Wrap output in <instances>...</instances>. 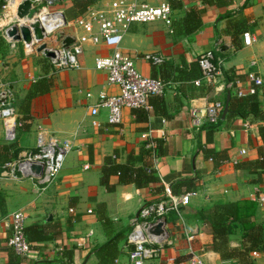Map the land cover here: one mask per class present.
I'll return each instance as SVG.
<instances>
[{"label":"crops","instance_id":"crops-1","mask_svg":"<svg viewBox=\"0 0 264 264\" xmlns=\"http://www.w3.org/2000/svg\"><path fill=\"white\" fill-rule=\"evenodd\" d=\"M93 1L92 6L108 8L112 0ZM181 1V7L173 6L171 25L162 20L134 23L124 34L122 48L135 59L140 71L169 84L163 95L151 98L153 106L148 112L124 108L120 125L108 122L106 108H100L97 115L91 112L102 90L119 93L118 85L108 84V72L95 66V58L110 54V47L87 39L81 66L59 70L43 52L29 53L23 41L11 49L0 34V83L12 88L18 112L13 138L0 120V144L13 145L19 153L52 135L72 144L62 171L44 192H36L30 179L1 182L0 264L9 261L12 248L7 243L10 231L6 219L17 209L26 211L27 226L41 231L35 235L31 232L32 251L20 257L22 264H100L98 251L111 237L118 238L120 250L113 264H130L128 234L132 221L144 204L164 197L167 185L179 191L175 193L178 195L189 192L187 186H191L193 195L190 203L167 216L174 244L164 250L165 256L187 259L188 236L195 233L194 247L210 264H264V242L251 250L247 237L262 228L260 240L264 241V205L252 199L257 189L264 188V141L260 133L264 118L259 112L264 109V87L249 100L227 88L232 78H240L247 88L249 71L264 75V0ZM2 3L0 0V11ZM73 7L74 0H59L53 6L69 20L75 19L68 16ZM191 9L199 13L200 26L190 34H179L174 24ZM67 28L53 36L55 44L63 41L62 34L74 40L86 35L80 27ZM245 31L256 37L251 45L244 43ZM208 49L224 61V73L215 83L203 79L198 64V57ZM151 51L164 55L166 61L151 64L143 58ZM42 78L51 81L49 90L28 102L29 90ZM198 79L199 84L195 82ZM215 100L223 101L224 107L229 102L226 117L221 116L214 131L208 129L205 116V126L197 127L194 112L205 115L208 104ZM231 103L245 116L231 113ZM24 116L29 124L20 129ZM95 119L100 126L94 125ZM143 133L154 147L160 144L159 156L152 161L144 151L148 141ZM205 148L215 149L219 157L208 158ZM108 157L123 164L132 159L137 166L152 162L160 181L138 187L135 183L120 184L119 177L114 176L111 181L118 184L109 191L102 182ZM226 202L238 203L241 215L240 220H234L225 245L242 253L225 260L214 249L213 228L201 219L200 211Z\"/></svg>","mask_w":264,"mask_h":264},{"label":"built area","instance_id":"built-area-1","mask_svg":"<svg viewBox=\"0 0 264 264\" xmlns=\"http://www.w3.org/2000/svg\"><path fill=\"white\" fill-rule=\"evenodd\" d=\"M24 1L26 0H4L2 3L0 34L7 39L11 49H16L20 41L9 36V29L15 24L25 25L34 21L18 17V8ZM30 1L38 10L37 18L42 10H46L49 14L57 13L54 16L55 28L49 33L46 32L47 39H45L49 49L55 53L54 57H50V61L56 69L79 68L81 66L80 57L85 50L84 41L87 39L93 43H104L112 49L110 54L97 56L95 66L99 70L108 72V84L118 85L119 93L109 94L106 90H102L99 93L98 101L91 109L94 115L99 113L100 108H106L109 111L108 122L120 125L123 121L124 108L149 109L151 107L149 99L154 95L165 93L169 82L160 77L143 74L135 59L124 52L122 42L124 34L134 23L162 20L171 25L174 14L172 0H112L108 8L91 5L83 14L73 20L67 19L62 10H50L59 0ZM3 20L5 24L2 23ZM69 25L82 28L86 35L76 38L69 46H65L63 41L58 44L53 43L54 39L48 41ZM65 37L66 35L62 34L63 40ZM243 39L246 45H251L256 37L251 31H245ZM22 41L29 53L36 52L40 45V42L36 40L31 43ZM143 58L153 65H162L166 61L164 55L155 51L146 52ZM198 63L203 79L209 83L217 82L224 73V61L217 57L213 49L201 53ZM247 81L249 86L246 88L240 78H232L228 80L227 88L235 91L241 97L255 94L258 89L264 87V75L257 71H249ZM195 82L199 84L201 79ZM223 109V101H212L208 104L205 115H201L199 111L194 112L193 122L197 127H201L204 124L202 116H205L207 123L215 124L220 120ZM17 113L12 88L7 83H0V120L4 123L6 133L11 136L10 138L14 137L18 125ZM94 125L100 126L101 124L95 119ZM142 137L148 141V147L154 146L148 140L147 133H143ZM71 149V142L57 136L41 138L36 147L22 150L17 157L0 165V184L7 179L16 181L30 179L33 181L36 192L42 193L56 181ZM245 152L246 150H243V153ZM39 166H42L43 169L40 170ZM192 195L191 191L175 194L167 185L163 198L147 202L140 208L138 216L132 221V228L128 234L130 264H148L155 260H158L159 264H210L194 247L195 233L188 236L189 255L187 259L180 260L174 256L164 255V250L174 244L167 216L172 212H178L181 206L190 203ZM252 199L260 205H264V188L257 189ZM160 223H163L161 230L156 231L155 229ZM6 226L10 231L7 240L9 246L13 247L20 257H27L32 251V243L27 237L26 211L23 209L13 211L6 219ZM236 264L247 263L239 261Z\"/></svg>","mask_w":264,"mask_h":264},{"label":"trees","instance_id":"trees-1","mask_svg":"<svg viewBox=\"0 0 264 264\" xmlns=\"http://www.w3.org/2000/svg\"><path fill=\"white\" fill-rule=\"evenodd\" d=\"M4 1V0H1ZM205 1H212V0H204ZM94 3L93 0H74V7L69 11L68 16L70 18H76L79 15L83 14L88 7ZM172 5L174 7H181L182 1L181 0H172ZM176 26L177 32L179 34H190L191 32H194L199 26H200V20H199V13L196 9H191L187 16L183 18L182 20H178L174 24ZM199 64V63H198ZM51 81L47 78H42L36 81L32 88L29 90L27 95V101L30 102L34 97H36L39 94H42L44 92H47L50 88ZM159 96V95H154ZM152 96V97H154ZM151 97V98H152ZM254 97L253 94H249L247 96H244V99H251ZM151 98L149 99V103L151 106ZM246 102V101H245ZM249 102V101H247ZM246 102V103H247ZM253 106V103L251 104ZM16 106V105H15ZM136 110H145L149 111L146 108H138ZM255 114H259L257 110L251 109ZM230 112L234 114H241L245 116V113L239 110H235L233 108V104L231 103L230 106ZM261 114V118H264V109L259 111ZM28 117H23L22 120H20V129L24 125H28L29 122L27 121ZM220 120L215 124H209V130L214 131L219 127V124L221 123ZM205 126V124L203 125ZM28 128V127H27ZM260 133L264 141V125L260 126ZM211 138V137H210ZM211 140V139H210ZM158 145L154 146H147V143H144L143 147L145 148V154L148 156L149 159L154 160L157 156H159ZM13 150V151H12ZM206 156L212 157L214 159H217L219 157V153L216 152L215 149L212 148H205ZM19 154V149H14L13 145H7V144H0V165L10 161L11 159L17 157ZM223 159H226L223 158ZM114 176L119 177L118 183L124 184V183H135L138 187H146L150 186L154 182L160 181V177L157 173V170L155 167H153L152 162H147L146 164L142 166H137L134 164V161L132 159L128 160L127 163H118L116 162L112 157H108L105 160V164L102 168V182L109 191H114L116 188V185L118 183H112V178ZM172 191L174 193H180L179 191H176L173 186ZM187 190L191 191L192 187L187 186ZM201 212V219H205L208 221L214 232V249L216 251L221 252L223 259H230L236 255H240L242 252H238L235 248H228L229 246H226L227 243V237L232 231V227L234 226V220H240L241 215V208L240 205L236 202H226V203H217L213 207L208 208L207 210H202ZM174 213V212H173ZM27 237L28 240H31V232L33 235L37 234V232H41L38 228L34 226H27ZM261 231L256 228V233L253 234H247V237L249 238V241L251 242V245L249 249H255V247H258L259 242H264L263 240H260ZM43 238L45 236L43 235ZM118 238L117 237H111L105 244H103L99 249V256H100V264H113L115 259L118 257L120 250L118 248ZM9 261L6 264H22V259L20 256L16 253L15 249L11 247ZM245 251H247L245 249ZM245 253V252H243ZM68 255L72 257V253L68 252Z\"/></svg>","mask_w":264,"mask_h":264},{"label":"water","instance_id":"water-1","mask_svg":"<svg viewBox=\"0 0 264 264\" xmlns=\"http://www.w3.org/2000/svg\"><path fill=\"white\" fill-rule=\"evenodd\" d=\"M37 13H38L37 8L32 5L30 0L24 1L19 6L17 15L19 18H28L34 21L31 22L30 24H25V25H18V24L13 25L9 29L8 34L15 40L18 41L24 40L27 43H31L34 40H36L40 42V45L37 47L38 52H44L48 57H54L55 56L54 51L49 49L48 43L45 41V39L47 38L46 29L42 25L40 19L36 17ZM63 42L65 46H69L72 42H74V39L71 36H66ZM228 111H229V102L227 101L222 114L223 118L226 117ZM39 169L42 170L43 167L39 166ZM162 225L163 223H160L155 230L160 231Z\"/></svg>","mask_w":264,"mask_h":264},{"label":"bare ground","instance_id":"bare-ground-1","mask_svg":"<svg viewBox=\"0 0 264 264\" xmlns=\"http://www.w3.org/2000/svg\"><path fill=\"white\" fill-rule=\"evenodd\" d=\"M56 15H57V13L56 14H49L46 10H42L39 13L38 18L42 22V25L46 28L47 33H49L50 31H52L55 28L56 24H55L54 16H56Z\"/></svg>","mask_w":264,"mask_h":264},{"label":"rangeland","instance_id":"rangeland-1","mask_svg":"<svg viewBox=\"0 0 264 264\" xmlns=\"http://www.w3.org/2000/svg\"><path fill=\"white\" fill-rule=\"evenodd\" d=\"M50 10H55L53 7L50 9ZM67 28V27H66ZM70 27H68L67 29H69ZM56 38H58L57 36H56ZM47 39V38H46ZM53 38H51V39H48V41H51ZM54 44H55V42H53Z\"/></svg>","mask_w":264,"mask_h":264}]
</instances>
